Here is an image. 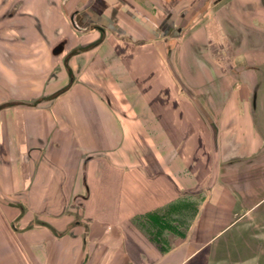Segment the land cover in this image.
<instances>
[{"label": "crops", "instance_id": "1", "mask_svg": "<svg viewBox=\"0 0 264 264\" xmlns=\"http://www.w3.org/2000/svg\"><path fill=\"white\" fill-rule=\"evenodd\" d=\"M0 107V264H222L264 217V0H0Z\"/></svg>", "mask_w": 264, "mask_h": 264}, {"label": "rangeland", "instance_id": "2", "mask_svg": "<svg viewBox=\"0 0 264 264\" xmlns=\"http://www.w3.org/2000/svg\"><path fill=\"white\" fill-rule=\"evenodd\" d=\"M1 108V107H0ZM257 212H264V200L260 201L254 208ZM243 225L253 228L251 231L245 232L242 237H245L247 243L241 242L239 237L233 242L234 246L223 248V263L222 264H264V237L261 236L262 227L264 228L263 216H248L247 221H243ZM182 226V225H180ZM260 230L256 235L255 229ZM253 236L255 238H251ZM264 236V235H263ZM230 243V242H228Z\"/></svg>", "mask_w": 264, "mask_h": 264}, {"label": "flooded vegetation", "instance_id": "3", "mask_svg": "<svg viewBox=\"0 0 264 264\" xmlns=\"http://www.w3.org/2000/svg\"><path fill=\"white\" fill-rule=\"evenodd\" d=\"M77 14V12L76 11H74L73 13H72V15H73V17H75V15ZM172 26V25H171ZM174 27L176 26V30H179V31H181L182 29H183V25H173Z\"/></svg>", "mask_w": 264, "mask_h": 264}, {"label": "water", "instance_id": "4", "mask_svg": "<svg viewBox=\"0 0 264 264\" xmlns=\"http://www.w3.org/2000/svg\"><path fill=\"white\" fill-rule=\"evenodd\" d=\"M74 18V17H73Z\"/></svg>", "mask_w": 264, "mask_h": 264}]
</instances>
